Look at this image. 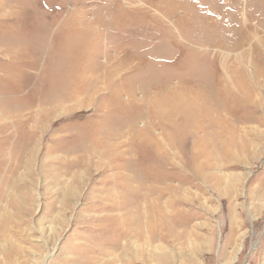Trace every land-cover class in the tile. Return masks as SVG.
I'll list each match as a JSON object with an SVG mask.
<instances>
[{"label": "rangeland", "instance_id": "rangeland-1", "mask_svg": "<svg viewBox=\"0 0 264 264\" xmlns=\"http://www.w3.org/2000/svg\"><path fill=\"white\" fill-rule=\"evenodd\" d=\"M210 1L0 0V110L22 109L31 139L13 204L0 203L14 251L0 264H82L74 245L119 213L106 206L123 176L143 174L136 161L168 175L156 201L182 223L159 243L171 264H264V0ZM94 137L114 155L91 151ZM72 150L79 183L66 198L53 173ZM137 193H150L141 209L157 198Z\"/></svg>", "mask_w": 264, "mask_h": 264}, {"label": "bare ground", "instance_id": "bare-ground-1", "mask_svg": "<svg viewBox=\"0 0 264 264\" xmlns=\"http://www.w3.org/2000/svg\"><path fill=\"white\" fill-rule=\"evenodd\" d=\"M260 1H262V0H259L257 2L259 3ZM169 3H171V2H169ZM227 3H228V1H227ZM227 3H226V5H227ZM211 4L213 5V2ZM214 6L215 5H213V7ZM217 6H219V5H217ZM217 6H216V10H217ZM222 6H223V4H222ZM175 8H178V5L174 2H172V4L169 5V8L167 9V11L169 10V12L173 13ZM246 8H248V7H246ZM194 9H195V7H194ZM223 9H225V8H223ZM232 9H234V8H232ZM195 12H197V11H195ZM185 15L189 16L187 14H185ZM234 16H237V15H234ZM234 16H232V17L234 18ZM243 19H244V21L247 20L245 16L243 17ZM190 20H191V18H190ZM193 20H195V19H193ZM238 21H239V19H238ZM238 21H237V17H236V22H238ZM193 22H195V21H193ZM200 23H202L201 20H200ZM233 23H234V21H233ZM202 26H204V25H202ZM235 27H238V26L236 25ZM195 28H196V26H195ZM248 36H249L248 32L241 30L240 39L246 40L248 38ZM203 46H204V44H203ZM153 68L154 67H152V69ZM191 71H194V70H191ZM148 72H149V70H148ZM187 73H188V70H187ZM187 77L188 76H186V78ZM196 77H194V78L196 79ZM192 80L194 81V79H192ZM217 84L221 87V80L220 79H219V83L217 82ZM15 88H17V87H15ZM189 88H190L189 89L190 94L192 92L193 93L195 92L193 84ZM15 91H17V90L15 89ZM18 91H20V90L18 89ZM10 92L11 91L9 90V94H10ZM223 92H224V90H223ZM11 93L13 94V92H11ZM15 93H17V92H15ZM191 98H192V96H191ZM14 106H15V104H14ZM22 111H23L22 109H11V108L7 109L6 107L1 108V110H0V179H1L0 180V203L3 200H6V201L8 200L9 202H11L13 204L12 195L8 193V189L12 188L14 186L13 185L14 180H12V178L14 176H16V174H17L16 171H17V169H19L21 167L22 164L25 165V169H26L27 166H29V162H30V158L26 157L27 156L26 150L30 146V140H31L29 137V134H28V131H29L28 126L29 125H28V120L26 117L27 115L22 113ZM199 112L201 113V111H199ZM119 113H118V115H120ZM13 114H15V115L12 118ZM139 114H140V112H139ZM198 115H200V114H198ZM114 117H115V115H114ZM11 118L14 120H10ZM117 118H120V117L118 116ZM117 120L118 119H116V121ZM39 123H40V121L36 122V124H39ZM110 123H111V121H110ZM114 123H116V122H114ZM118 123H121V122H118ZM107 125H109V124H107ZM119 125H118V127H119ZM197 125L199 127V124H197ZM118 127L116 126V128H118ZM111 128H112V125H111ZM116 128H115V130H116ZM115 130H113V131H115ZM104 131L106 133V130H104ZM92 133H94V132H92ZM141 134L144 135V137H143L144 143H145L144 146H146L152 139L149 138L150 136L146 135V133H141ZM11 140H13L14 142L12 145H9ZM92 140L93 141H90V143L93 146L91 148V151L93 150V152L100 150V152L104 151L105 154H107L111 151L110 153L113 154L114 152H116V150L118 148L117 145H112L114 142L113 143L111 142L112 144H108L107 142H104V143L99 142L100 140L98 137H94ZM157 146L159 147L160 145L157 144ZM63 151H64V148H63ZM66 151H67V149H66ZM66 151L64 153H66ZM72 152H73V150H72ZM72 152H70L69 155L66 154L67 157L65 156L64 158H58L57 163L59 165V169L57 168L56 171L53 173L54 181L58 182V183H63L62 187H63V189H65L64 196H66V198L72 197L74 195L73 192L76 190L75 189L76 185L74 186V184L79 183V179H78L79 177L77 175V172H74V170L76 168H78V164L80 163V161H75V158L72 157L75 152H73V153ZM118 155H121L120 151L118 152ZM109 156H111V158H112L111 154ZM68 157H69V159H68V161H66ZM114 157H116V156H114ZM118 158L121 159L122 157H118ZM79 160H80V158H79ZM99 160H100V157H99ZM114 160H116V161L114 162ZM114 160L111 161L112 162L110 164L111 167H113V166L119 167L120 166V164H119L120 160H118L117 158H115ZM65 162H68V163H65ZM87 163H89V162H87ZM132 163H134V162H132ZM151 163L152 162H146L145 163L143 161H138V162L136 161V163H135L136 168H138L140 165L142 167V169H141V171L139 169V171L142 172L143 174L141 176H138V173L135 175L126 174L125 176H123L122 181L126 184V185H124L126 188L122 187V190H125L124 195L119 199V201L111 203V204L106 206V209H108L109 211H115V212H119V213L116 215H110V216L106 215L107 217L103 216V217H105L104 221H102L104 223L101 222L95 227H93L92 226L93 224H92L91 230L90 229L88 230V231H90L88 233L89 235L81 238L82 243L80 242V243L74 245L73 253H75V254L78 253L77 254L78 258H79V260H82V262H81L82 264H97L98 263L97 261H99V259H102L100 261V262H102L101 264H171V258H170L169 252L167 251L165 246H161L159 243L164 242V241H166L167 238L173 236L176 227L181 225L182 223H180L181 219L177 218L176 216H170L168 214L167 207H166V209L161 208V206L159 205L160 203L158 204V202L156 201V200H160L162 198L161 194H163V193L159 192V189H157L156 187H157L158 183H160V180H163V179L168 180V175H165V174L159 175L158 174V176H157L154 172V167H153L155 165H152ZM125 164H126V167L129 166V164L127 162ZM122 165L123 164H121V166ZM194 174H195V172H194ZM18 178H20V176H18L17 179ZM21 178H22V176H21ZM187 179H188L187 177H184L180 181L181 182L182 181L187 182ZM134 183L136 184V189H134V191L136 193H131L130 192V185H132ZM22 185H25V184H22ZM148 186H149V189H153V192H156L157 198H155V200H153V201H152V199L149 200L148 203L145 204L144 209H141V207H140L141 206L140 205L141 200L148 199L147 197L149 196L150 193H148V194L147 193H137V191L142 192L144 189H147ZM73 189H74V191H73ZM103 190H104V192H107L110 194V191H107L106 189H103ZM115 191L117 192L116 189L112 190V192H115ZM158 193H160L159 197H158ZM118 198H119V196H118ZM105 199H107V198H105ZM108 200H110V199H108ZM99 205H100V203H99ZM171 206H172V204L169 205V208H171ZM0 208H1V206H0ZM2 216H3V214H2ZM1 218H0V255H1V258L6 263H9V262H11V260L13 259V256H14V251L8 250L6 247V244L8 242L7 241V233L8 232L6 230H7L9 222H7L6 220H2ZM92 218H94V217H92ZM94 232H99V233L95 234ZM104 238H109V241H108V243H106L105 248L99 246V244H98L100 242V240H102ZM100 262H99V264H100Z\"/></svg>", "mask_w": 264, "mask_h": 264}, {"label": "crops", "instance_id": "crops-1", "mask_svg": "<svg viewBox=\"0 0 264 264\" xmlns=\"http://www.w3.org/2000/svg\"><path fill=\"white\" fill-rule=\"evenodd\" d=\"M56 102H59V100H56Z\"/></svg>", "mask_w": 264, "mask_h": 264}]
</instances>
